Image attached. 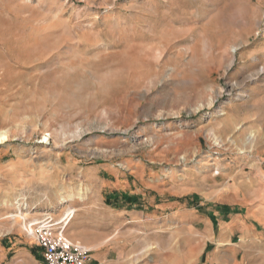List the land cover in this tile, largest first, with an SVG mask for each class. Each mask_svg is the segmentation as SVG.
<instances>
[{
	"label": "rangeland",
	"instance_id": "rangeland-1",
	"mask_svg": "<svg viewBox=\"0 0 264 264\" xmlns=\"http://www.w3.org/2000/svg\"><path fill=\"white\" fill-rule=\"evenodd\" d=\"M0 132V264H35L41 205L106 229L101 264L199 254L264 217V0H0Z\"/></svg>",
	"mask_w": 264,
	"mask_h": 264
},
{
	"label": "crops",
	"instance_id": "crops-1",
	"mask_svg": "<svg viewBox=\"0 0 264 264\" xmlns=\"http://www.w3.org/2000/svg\"><path fill=\"white\" fill-rule=\"evenodd\" d=\"M117 192L112 191L109 194H106L104 196V200L106 204L109 205L111 210L116 211L119 219L121 218L131 223L135 220L146 221L148 219L147 215H145L144 213H140L136 209L130 210V206L124 207L122 204H117ZM113 199L115 200L112 202ZM69 205H71L72 207V205L75 204L74 202H72ZM73 207V212L71 214L70 211L72 209H66L65 206L61 207V205H59L57 208H51V206L41 205L39 209H41L42 211L50 212L56 219L65 216V214L68 215V217L70 215L71 218L64 229L65 235L72 241H77L83 244L82 240L79 239L77 235V229L81 228L77 226V221L79 219L78 217L80 216V213L78 211L79 206ZM249 217L250 216H248V218H245V220H241L243 224L239 223V216L235 217L234 219H221L218 223H216V225L218 226V231L216 233L211 222H207L208 234L204 237L199 238L203 242V248L200 253L189 254L187 257H184V261H182L181 259L178 262L175 261L174 264H198L200 260V264H264V243H262V241L259 242L260 240L264 239V228H261V232L259 233L260 236H255L256 232L258 231L256 230V232H253V230L251 229V226L253 227L254 223H256L257 225H260L262 223L264 224V217L260 216L258 218L255 215V220ZM105 230L106 229H104L103 231L98 230L100 231L98 233L99 237L93 243H89L90 246L84 245L86 247L88 246L92 248L89 264H101L106 260V254L103 255L101 252V248L105 243V237L109 236L106 233H103ZM113 231L114 230H110L109 234H111V232L113 233ZM193 234H195V232H193ZM193 239L196 240L195 236ZM214 243H216L217 251L208 254V247L213 248ZM11 252H15V249L3 242L0 247L1 255L3 253V255L6 257L7 255H10ZM41 253V248L38 247L36 243H34V246H32L28 250L20 249L17 256L24 258L31 257L32 261H34L35 264H39L42 259ZM159 261L158 264L161 263V260Z\"/></svg>",
	"mask_w": 264,
	"mask_h": 264
},
{
	"label": "built area",
	"instance_id": "built-area-1",
	"mask_svg": "<svg viewBox=\"0 0 264 264\" xmlns=\"http://www.w3.org/2000/svg\"><path fill=\"white\" fill-rule=\"evenodd\" d=\"M45 212L26 224V231L42 250L39 264H89L90 248L70 241L65 235L64 229L71 216L65 214L55 219L50 212Z\"/></svg>",
	"mask_w": 264,
	"mask_h": 264
},
{
	"label": "bare ground",
	"instance_id": "bare-ground-1",
	"mask_svg": "<svg viewBox=\"0 0 264 264\" xmlns=\"http://www.w3.org/2000/svg\"><path fill=\"white\" fill-rule=\"evenodd\" d=\"M221 114V113H220ZM6 138V135H5V133L4 132H0V140L1 141H4V140H6L5 139ZM63 199V198H62ZM73 211H70V214L72 213ZM37 214H39V213H37ZM42 215H44V214H42ZM70 216V215H69Z\"/></svg>",
	"mask_w": 264,
	"mask_h": 264
},
{
	"label": "trees",
	"instance_id": "trees-1",
	"mask_svg": "<svg viewBox=\"0 0 264 264\" xmlns=\"http://www.w3.org/2000/svg\"><path fill=\"white\" fill-rule=\"evenodd\" d=\"M122 198L126 199V200H129L130 198H127L125 194H122L121 195Z\"/></svg>",
	"mask_w": 264,
	"mask_h": 264
}]
</instances>
